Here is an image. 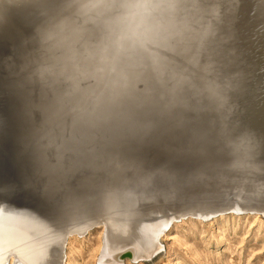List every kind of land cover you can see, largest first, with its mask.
I'll return each instance as SVG.
<instances>
[{"label": "bare ground", "instance_id": "obj_1", "mask_svg": "<svg viewBox=\"0 0 264 264\" xmlns=\"http://www.w3.org/2000/svg\"><path fill=\"white\" fill-rule=\"evenodd\" d=\"M249 2L126 0L125 7H111L108 0L0 1V264L9 257L14 264H46L53 250L62 264L63 242L73 231L65 228L67 216L56 217L84 208L79 201H45L37 191L50 174L81 175L100 187L108 204L94 206L80 230L105 227V264L153 252L152 239V251L145 243L147 251H139L138 233L137 242L106 238L116 227L136 230L149 207L169 210L160 219L168 222L215 210L264 212V136L253 130L264 123H252L264 119V102L243 99L245 84L225 45L227 28ZM79 3L90 4L88 13L73 11ZM134 12L140 22L130 27ZM178 82L183 86L172 102ZM98 99L111 114L107 122L91 115ZM146 109L150 118H133ZM242 140L252 144L247 168L237 166L235 145ZM156 154L174 158V165L129 166V157ZM231 172L247 179L214 190ZM45 227L55 230L51 237Z\"/></svg>", "mask_w": 264, "mask_h": 264}, {"label": "rangeland", "instance_id": "obj_2", "mask_svg": "<svg viewBox=\"0 0 264 264\" xmlns=\"http://www.w3.org/2000/svg\"><path fill=\"white\" fill-rule=\"evenodd\" d=\"M249 1L250 2L247 3V6L245 7L246 10L240 12L239 15H236L232 24L227 28L225 33V45H227L229 49V54H227V56H230L229 60L231 61V65H234L235 71L239 74L240 78H242L243 86L245 84V88L243 89L244 93L242 95L244 98H242L251 105L261 106L259 103L264 98V0H262L263 3H261V0H252V3L251 0ZM60 4L61 3L58 2L55 3V5ZM254 4L255 6L257 4L259 9L257 6L254 7V9ZM87 6H90V4H87ZM87 6H83L79 3L72 6V9L73 11L83 10L86 11L85 13H88L89 10L86 9ZM250 7L253 9L251 10ZM247 10L250 11L249 14H247ZM64 11L68 12L67 9ZM134 13L138 15V17L133 19V21L131 20L129 22L130 24L128 23L130 27H133V25L135 26L136 23L140 22V13ZM259 37H261V39H259ZM246 39L248 40L247 42ZM240 40H242V42ZM238 46H240L241 49H239ZM245 47L247 50L250 48L249 51H247ZM246 62L250 65H248L249 70L246 68ZM251 63L254 65V70ZM252 123H264V119H256V121H253ZM253 130L254 132H257V135L258 133H261L259 135L264 136V127L254 128ZM262 149L264 150V147H262ZM129 158L132 159L131 162L129 161L130 164H128L133 169L145 167L151 168L150 170H154L159 166L174 165L172 163L174 158L161 159L157 154L153 157H148L150 159L146 158L144 160L139 158L134 160V157ZM45 177H41L40 181L45 180L46 185L40 189L41 191H37L41 197L43 196L42 198L45 201L49 204H54L56 199L79 201L77 203L81 205L80 207L84 208L81 213L66 210V213L62 212L65 215H58L56 217V220L61 221L62 218H66L67 216L69 219L67 220L68 223L65 228L68 231H73V233H70V236L68 234V236L65 237L63 242L64 245L62 246L61 263L105 264L103 260L108 259L106 258L108 255L105 253L107 251L104 248L105 227H103L102 224L94 223L89 226L85 232L81 233L80 230L81 224L89 222L85 217L88 213H91L94 206L108 204V201L101 198L102 192H100V187L97 186V184L83 181V177L81 175L74 176L73 180L72 178H69L72 176H68L66 173H60L58 176L50 174V177H48V175ZM225 177L228 178H225L223 186L217 188L214 187V190L227 191L230 190L228 182L242 183L243 180L247 179V175L244 173L240 174L231 172ZM117 202L116 208L120 210L118 214L122 215L125 213L123 212L124 204L120 203L118 200ZM153 207L154 208L152 209L156 210L155 206ZM215 208L216 206L211 207V209ZM211 213L206 216H201L199 212V214L196 213V217L193 216L195 213L191 214V216L189 214L185 216L182 215L181 217L179 216L178 218H173L169 222L166 220H160L169 216V213L165 211L158 214L153 213L151 215L149 214L147 219L141 221L136 230L123 231L122 229L119 230V228L116 227L114 230H110L106 234V238L110 237L109 239L115 243L117 240L118 242L125 243L131 239L137 242L139 237L137 238L136 233H138V235L140 234L142 236L138 240V243L142 242L141 244L143 247L141 248L142 250H139L140 252H144L147 247H149L147 250L150 251L151 245H149V243L152 244L153 252H151V254L149 252L148 256L143 255L144 257H138L135 259H132L130 256H126L121 259L119 264H264V212L259 211L255 213L235 210L219 212L215 210V212L212 211ZM154 220H156L155 223ZM47 229L49 228H44V236L51 237L55 230L46 231ZM117 229L118 231H116ZM145 231L148 235H146ZM154 235L156 236V240L154 239ZM151 239L152 241H150ZM144 243L147 244V246ZM145 246L146 249L144 248ZM104 253L106 254V257L102 256ZM113 253V257L118 255V252ZM50 255L54 258L51 259V256H48L46 258V264H56L55 251H51ZM120 256H122V254L118 255V257ZM5 264H14L13 258L9 257Z\"/></svg>", "mask_w": 264, "mask_h": 264}, {"label": "snow or ice", "instance_id": "obj_3", "mask_svg": "<svg viewBox=\"0 0 264 264\" xmlns=\"http://www.w3.org/2000/svg\"><path fill=\"white\" fill-rule=\"evenodd\" d=\"M108 3L110 4L111 7L127 6L126 0H108ZM95 38H96L95 34L88 37L89 40H94ZM133 55H135V53H133ZM182 86L183 84L181 82H178L177 86L171 89L170 95L172 97V102H175L176 99L178 98V94ZM91 115L94 119L102 122H107L111 118L110 112L104 107L103 99H98L97 108L93 110ZM132 115L133 118L136 120H143L145 118H150L151 112L146 109L145 111L142 112H134ZM235 149L238 154L237 166L242 168H247L249 166L248 161L251 158V152H252L251 141L242 140L235 145Z\"/></svg>", "mask_w": 264, "mask_h": 264}, {"label": "water", "instance_id": "obj_4", "mask_svg": "<svg viewBox=\"0 0 264 264\" xmlns=\"http://www.w3.org/2000/svg\"><path fill=\"white\" fill-rule=\"evenodd\" d=\"M257 25H259V26H262V25H260V24H257ZM262 103L264 102V98H263V100L261 101ZM261 108V112H262V114H260V115H264V104L260 107ZM151 208V209H150ZM152 208H154V207H149V211H150V215L151 214H158V213H160V212H156V211H158V210H154V209H152ZM165 212H167V213H169V215H170V211L169 210H165ZM182 216V215H181Z\"/></svg>", "mask_w": 264, "mask_h": 264}, {"label": "clouds", "instance_id": "obj_5", "mask_svg": "<svg viewBox=\"0 0 264 264\" xmlns=\"http://www.w3.org/2000/svg\"><path fill=\"white\" fill-rule=\"evenodd\" d=\"M19 3L23 4L25 0H18Z\"/></svg>", "mask_w": 264, "mask_h": 264}]
</instances>
